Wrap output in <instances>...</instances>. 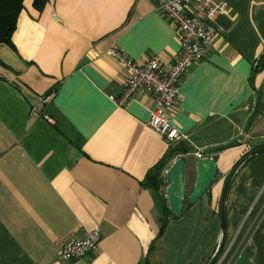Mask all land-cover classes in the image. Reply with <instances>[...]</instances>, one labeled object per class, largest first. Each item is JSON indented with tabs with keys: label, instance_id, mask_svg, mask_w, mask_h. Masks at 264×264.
Returning a JSON list of instances; mask_svg holds the SVG:
<instances>
[{
	"label": "crops",
	"instance_id": "crops-1",
	"mask_svg": "<svg viewBox=\"0 0 264 264\" xmlns=\"http://www.w3.org/2000/svg\"><path fill=\"white\" fill-rule=\"evenodd\" d=\"M158 3L48 0L38 12L23 2L13 50L0 45V264H204L216 252L225 180L249 147L264 142V112L247 123L255 97L264 106V68L250 79L264 46V0H225L210 23L211 48L185 74L168 113L187 139L186 194L195 153L239 142L211 156L214 184L184 203L178 219L166 217L149 178L170 149L147 127L150 96L138 92L124 107L109 100L125 82L106 53L111 46L138 64L177 58L175 30ZM224 200L227 264L263 208L264 154L240 166ZM256 224L233 264H264V213ZM95 229L94 253L58 258L59 244Z\"/></svg>",
	"mask_w": 264,
	"mask_h": 264
},
{
	"label": "built area",
	"instance_id": "built-area-1",
	"mask_svg": "<svg viewBox=\"0 0 264 264\" xmlns=\"http://www.w3.org/2000/svg\"><path fill=\"white\" fill-rule=\"evenodd\" d=\"M158 13L175 30L179 51L174 62L167 63L157 56L138 64L126 58L116 45L106 52L125 73V82L115 96L109 100L117 107H124L138 92L151 98L152 108L148 114L147 127L156 133L168 146H178L185 142L183 136L169 118L170 111L179 104V87L193 64L202 61L213 43V19L226 9L225 0H158ZM42 103L45 99L41 100ZM38 112L37 108L32 109ZM200 158L199 153H195ZM166 170V169H165ZM160 173L161 187H165ZM163 191V190H162ZM163 197L165 195L162 192ZM99 229L82 232L59 244V257L63 261L78 262L97 250L100 242ZM228 253L215 264H222Z\"/></svg>",
	"mask_w": 264,
	"mask_h": 264
},
{
	"label": "water",
	"instance_id": "water-1",
	"mask_svg": "<svg viewBox=\"0 0 264 264\" xmlns=\"http://www.w3.org/2000/svg\"><path fill=\"white\" fill-rule=\"evenodd\" d=\"M239 142L237 140L231 141L227 144L218 145V146H212L210 148H206L203 150H200V158H197L195 160V183L192 190L189 194H186V183H185V157L190 156L189 151H187L186 148H184L182 145H179L177 147L172 148V150L168 151V153L164 156V158L160 161L159 164H157V168L155 172L149 177L151 186L153 188L157 187L158 185V178L159 177V171H161L164 167H166L165 175L163 178H165L167 182V186L164 189V195H165V203H167V208L169 211V215L172 216V218L175 217V219H178L182 213L184 203H186L188 206H192L196 201L201 199L209 190L210 187L214 184L217 174V167H216V159L214 157H211L219 152L225 151L226 149L232 148L235 146H238ZM183 153V156L173 160L174 156L177 153ZM264 154V147L257 148L256 150H253L250 152L248 157L244 158L243 160H240L238 164L232 169V171L228 174L224 187H222V193L219 205V216H220V228H221V241L219 243V246L217 250H215L214 256L211 258V260L206 264H214L216 262L218 256L221 253V250L224 245V237H225V213L224 212V205L226 195L231 183V180L236 174L237 170L240 168V166L248 160V158L256 157L259 155ZM264 213V205L263 208H261L260 212L258 213L257 217L255 218L254 222L251 223L249 230L243 236L244 238L232 254L231 258L227 262V264H233L237 257L239 256L240 252L242 251L244 245L246 244L247 240L249 239V236L253 232V230L256 227V223L260 220L261 216Z\"/></svg>",
	"mask_w": 264,
	"mask_h": 264
},
{
	"label": "trees",
	"instance_id": "trees-1",
	"mask_svg": "<svg viewBox=\"0 0 264 264\" xmlns=\"http://www.w3.org/2000/svg\"><path fill=\"white\" fill-rule=\"evenodd\" d=\"M24 1L25 0H0V45H5L12 50H13V47L11 45V37L14 33L13 31H15V29H16L17 18H18L19 14L23 8L22 5H23ZM47 1L48 0H31V6L35 11L40 12L45 7V4H47ZM262 47L263 48H262L260 55L258 56V58H256L255 66L253 67V70L250 72L251 73V75H250L251 80H253L255 75L260 73V71H262L264 68V46H262ZM255 98H256L255 99L256 103L252 109L253 112L250 115V118L248 119V122H247L248 127H250L253 124V122L257 119V117L264 112V110H263L264 106L262 107V105L260 103L259 104L257 103L259 98H257V97H255ZM260 147H264V142H260L256 145L252 146V147H249L250 150L248 151V153L246 155H244L241 158V160L248 157V155L250 154L251 151L256 150L257 148H260ZM253 158L254 157L248 158V160H246L241 165V167ZM239 161L240 160L237 161L235 166L238 164ZM164 214L166 215V217L170 216L167 207H165V213ZM163 227H164V222H161V227H159L160 228L159 236L163 232V229H164ZM210 260H211V258L206 263H208ZM206 263H204V264H206Z\"/></svg>",
	"mask_w": 264,
	"mask_h": 264
},
{
	"label": "rangeland",
	"instance_id": "rangeland-1",
	"mask_svg": "<svg viewBox=\"0 0 264 264\" xmlns=\"http://www.w3.org/2000/svg\"><path fill=\"white\" fill-rule=\"evenodd\" d=\"M180 145H182V144H180ZM168 146V145H167ZM179 146V145H178ZM170 149H169V151L170 150H172V148H174V147H177V146H168ZM168 152V151H167ZM166 169V167H164L161 171H159L160 173L163 171V170H165ZM160 173H159V177H160ZM159 177H157L158 178V185H157V188L161 191V192H163V194H164V189L166 188V186H167V182H166V184H165V187L163 186V187H161V178H159ZM163 190V191H162ZM222 250H223V248H222ZM221 250V253H220V255L218 256V258H217V260H216V262H218V260L220 259V257L222 256V254H223V251ZM215 254V253H214ZM214 256V255H213ZM212 256V257H213ZM216 262H214V264L216 263Z\"/></svg>",
	"mask_w": 264,
	"mask_h": 264
}]
</instances>
